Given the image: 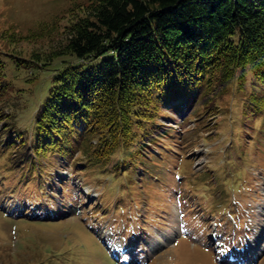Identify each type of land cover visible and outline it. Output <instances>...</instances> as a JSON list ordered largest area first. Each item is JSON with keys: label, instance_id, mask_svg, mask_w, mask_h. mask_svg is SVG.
Here are the masks:
<instances>
[{"label": "rangeland", "instance_id": "374dc122", "mask_svg": "<svg viewBox=\"0 0 264 264\" xmlns=\"http://www.w3.org/2000/svg\"><path fill=\"white\" fill-rule=\"evenodd\" d=\"M85 2L0 0V264H264V239L243 253L264 236V82L250 71L204 102L152 104L106 159L33 156L36 111L76 60L26 58L57 47Z\"/></svg>", "mask_w": 264, "mask_h": 264}, {"label": "trees", "instance_id": "16d2710c", "mask_svg": "<svg viewBox=\"0 0 264 264\" xmlns=\"http://www.w3.org/2000/svg\"><path fill=\"white\" fill-rule=\"evenodd\" d=\"M76 12L57 47L26 58L76 60L55 74L36 111L34 157L67 146L90 162L106 159L132 144L158 103L186 105L198 92L203 101L215 80L248 71L264 82V0H87Z\"/></svg>", "mask_w": 264, "mask_h": 264}, {"label": "bare ground", "instance_id": "6f19581e", "mask_svg": "<svg viewBox=\"0 0 264 264\" xmlns=\"http://www.w3.org/2000/svg\"><path fill=\"white\" fill-rule=\"evenodd\" d=\"M260 230L261 228L257 230L255 237L251 240V242L247 246L246 254L248 256L249 261L254 259L261 249L260 243L264 239V236H262ZM167 239H170V236H167Z\"/></svg>", "mask_w": 264, "mask_h": 264}]
</instances>
